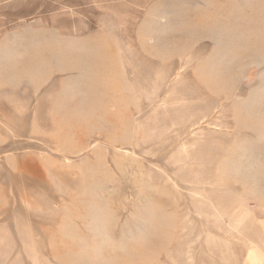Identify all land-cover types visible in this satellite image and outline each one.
<instances>
[{
  "label": "rangeland",
  "instance_id": "1",
  "mask_svg": "<svg viewBox=\"0 0 264 264\" xmlns=\"http://www.w3.org/2000/svg\"><path fill=\"white\" fill-rule=\"evenodd\" d=\"M262 212L264 0H0V264H249Z\"/></svg>",
  "mask_w": 264,
  "mask_h": 264
},
{
  "label": "crops",
  "instance_id": "2",
  "mask_svg": "<svg viewBox=\"0 0 264 264\" xmlns=\"http://www.w3.org/2000/svg\"><path fill=\"white\" fill-rule=\"evenodd\" d=\"M255 216V221H256V225H257V229L260 233V235L264 238V213H254ZM260 251V256L264 257V248L261 247L259 249ZM254 250L252 251V253L254 254ZM249 264H264V260L262 258H256V257H251L248 259Z\"/></svg>",
  "mask_w": 264,
  "mask_h": 264
}]
</instances>
